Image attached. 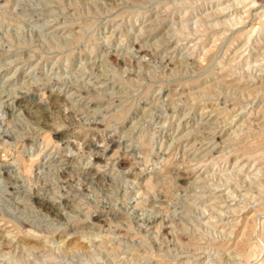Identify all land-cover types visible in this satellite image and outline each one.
<instances>
[{"label": "rangeland", "instance_id": "obj_1", "mask_svg": "<svg viewBox=\"0 0 264 264\" xmlns=\"http://www.w3.org/2000/svg\"><path fill=\"white\" fill-rule=\"evenodd\" d=\"M0 264H264V0H0Z\"/></svg>", "mask_w": 264, "mask_h": 264}, {"label": "bare ground", "instance_id": "obj_2", "mask_svg": "<svg viewBox=\"0 0 264 264\" xmlns=\"http://www.w3.org/2000/svg\"><path fill=\"white\" fill-rule=\"evenodd\" d=\"M254 1H256V2H257L258 0H254ZM112 142H113V141H112ZM112 142H110V143H112ZM110 143H108V144H110ZM113 145H114V144H113Z\"/></svg>", "mask_w": 264, "mask_h": 264}]
</instances>
